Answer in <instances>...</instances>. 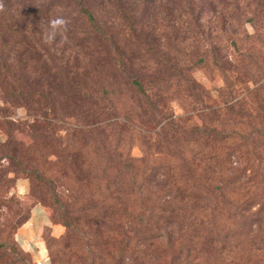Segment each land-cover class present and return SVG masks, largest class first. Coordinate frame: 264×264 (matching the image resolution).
Masks as SVG:
<instances>
[{
    "label": "rangeland",
    "instance_id": "obj_1",
    "mask_svg": "<svg viewBox=\"0 0 264 264\" xmlns=\"http://www.w3.org/2000/svg\"><path fill=\"white\" fill-rule=\"evenodd\" d=\"M88 2L111 35L113 55L75 43L72 38L83 34L78 24L53 28L51 16L41 17L23 35L32 53L59 57L68 70H60V86L45 72L28 76L21 69L24 88L46 93L48 101L12 102L0 90V150L10 142L19 151H0V244H17V228L38 203L50 222L42 234L50 257L45 264H264V214L254 213L260 203L245 219L231 216L259 188L258 180L242 179L264 171V151L247 156L226 143L201 151L172 125L223 122L239 130L248 120L254 124L238 113L250 105L264 122V5L129 0L121 19L110 0ZM20 14L19 9L16 18ZM25 44L19 38L3 41L12 71L16 54L26 60L30 53ZM70 70L73 82L93 99L78 98L64 76ZM130 77L152 94L157 112ZM103 88L112 102L95 99ZM233 104H239L234 113L223 110ZM30 127L45 134L43 146L53 142L34 163L20 153L36 144ZM63 145L69 149L53 154ZM125 160L132 168L123 167ZM23 165L32 168L19 171ZM243 167L246 175L233 180ZM141 176L150 177L149 185H139ZM22 181L27 185L19 190ZM167 246L180 251L172 254Z\"/></svg>",
    "mask_w": 264,
    "mask_h": 264
},
{
    "label": "trees",
    "instance_id": "obj_2",
    "mask_svg": "<svg viewBox=\"0 0 264 264\" xmlns=\"http://www.w3.org/2000/svg\"><path fill=\"white\" fill-rule=\"evenodd\" d=\"M110 1L118 16L121 19H125L130 9L124 6H127V4L130 3L129 0H127L128 3H126V5H122V0ZM263 1L264 0H259V4L262 6L264 5ZM19 5L21 6L20 8ZM19 9L21 10V14L16 18ZM6 10L8 11V15H5ZM0 15V90L12 102L31 99H36L39 103L48 101L46 93H38L34 89L24 88L26 87V76L24 73L18 74V72H21V69H23L28 76L32 74L35 75L38 71L45 72L54 82H56L57 86H60L61 83V71H68L64 65L61 66L60 60H57L59 57L57 56L56 58L51 52L48 51L47 55L44 51L41 53L34 51V53H32L33 46L25 40L23 34L27 32V28L36 27V22L38 20L39 22H42L41 17L51 16L47 20H50L51 18H63L70 24H78L82 29L83 34L78 38H72L75 43L79 41V43H88L98 46L102 53L109 57L114 53L111 35L107 29L101 28L98 19L94 16L90 8L88 0H0ZM24 22L28 23L24 24ZM129 29L131 31V26H129ZM7 38L12 39L13 41H18V38L19 40L25 41V48L30 52L28 57H26V60H22L24 57L16 54L15 57L17 63L15 64V71L11 70V64L7 62L6 57L3 55V41ZM50 61H58L60 63L50 69L48 66ZM69 72L71 73L72 70ZM64 76L70 79L69 83L80 100L93 99L94 95L91 92L83 90L80 86L73 82V79H71V77L73 78V73L69 75L67 72H65ZM128 82H130V84L135 87L139 93H142L147 106H149L154 112H157L158 104L154 101L152 94H149L137 79L130 77L128 78ZM108 91L109 90L103 88L101 95L95 99H109L110 102H112V98L110 97V93ZM238 105L239 104H233L229 107H225L223 110H225L228 114H232L234 113L233 108ZM250 107H252L250 111L242 112V110H240L238 113L240 115L245 114L248 116L254 122V124L251 125L252 123L248 120V122L239 128V130L236 129V126L228 128L223 124V122L214 126L206 124H192L188 127H183L177 123L172 124L173 122L170 120L167 122V124H172L173 128L181 133L187 143H193L195 147L198 146L201 151L213 149L214 146L226 143L229 146L236 145V150H244L247 156L257 157L258 155L256 153L264 151V122L258 119L254 114L255 108L251 105ZM30 131L32 132L36 144H30L28 146V150L25 148L26 151L20 153L30 157L29 163H34L35 160L41 159L43 155L42 149L51 148L53 146V142L48 147L43 146L42 143L43 138L46 137L45 134L38 132V129L35 127H30ZM40 137V144H38V139ZM59 145L60 144L58 143V146ZM31 146L32 148H30ZM1 147V150L4 153L11 152L17 155L19 152L14 149L12 145H10V142L2 144ZM67 149H69L68 146L63 145L62 148H55L53 154H57L59 156L63 150L67 151ZM232 153L233 152L230 151L228 155ZM66 157L68 158V166L72 167V162L69 158L70 156L67 154ZM248 161L249 160H247V162ZM220 165L222 164L220 163ZM23 166V168L19 166V171H27V168H32L25 165ZM132 166L133 163L131 160H125L123 164L125 169H130ZM252 167L253 166L251 165V168ZM247 168H238L236 171V176L233 177V180L238 179L239 182L242 176L246 175ZM253 172L254 174L247 177L246 181L243 179L242 181L243 183H247L258 180V182H260L259 188L253 190L252 194L245 198V200H243L232 211L231 216L235 221L239 218L245 219V216H248L252 207L259 203L260 205L254 213L264 214V171L255 169ZM149 178L150 177L146 178L141 176L139 179V182L141 181V183H139V185H149ZM146 183L148 184L146 185ZM217 189L220 190L219 187ZM219 194L223 196L222 191L219 192ZM62 217L63 223L68 226L69 222L66 219L64 211ZM148 223L149 221L147 219V224ZM167 248L172 254H177L180 251L177 250V248H173L172 246H167ZM47 256L50 259L49 255ZM0 264H31V257L17 244L9 245L1 243Z\"/></svg>",
    "mask_w": 264,
    "mask_h": 264
},
{
    "label": "crops",
    "instance_id": "obj_3",
    "mask_svg": "<svg viewBox=\"0 0 264 264\" xmlns=\"http://www.w3.org/2000/svg\"><path fill=\"white\" fill-rule=\"evenodd\" d=\"M27 183L22 181L18 184L19 190L26 188ZM50 225L46 209L41 204L32 205L28 219L21 224L15 232V241L19 247L29 254L31 259L45 260L46 248L42 234Z\"/></svg>",
    "mask_w": 264,
    "mask_h": 264
},
{
    "label": "clouds",
    "instance_id": "obj_4",
    "mask_svg": "<svg viewBox=\"0 0 264 264\" xmlns=\"http://www.w3.org/2000/svg\"><path fill=\"white\" fill-rule=\"evenodd\" d=\"M66 20H64L63 18H57V19H53L50 21V24L53 28L59 27V26H65L66 25Z\"/></svg>",
    "mask_w": 264,
    "mask_h": 264
},
{
    "label": "built area",
    "instance_id": "obj_5",
    "mask_svg": "<svg viewBox=\"0 0 264 264\" xmlns=\"http://www.w3.org/2000/svg\"><path fill=\"white\" fill-rule=\"evenodd\" d=\"M47 260H48V257H47V253H46V258H45V260H43V261H41V260H37V261L35 262V264H45V263L47 262Z\"/></svg>",
    "mask_w": 264,
    "mask_h": 264
}]
</instances>
